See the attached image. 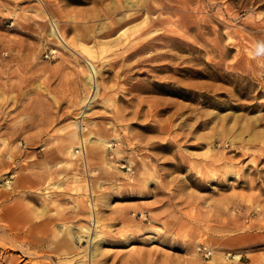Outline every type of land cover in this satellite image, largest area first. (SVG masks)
Wrapping results in <instances>:
<instances>
[{
  "label": "rangeland",
  "instance_id": "1",
  "mask_svg": "<svg viewBox=\"0 0 264 264\" xmlns=\"http://www.w3.org/2000/svg\"><path fill=\"white\" fill-rule=\"evenodd\" d=\"M19 257L264 264V0H0V264Z\"/></svg>",
  "mask_w": 264,
  "mask_h": 264
},
{
  "label": "bare ground",
  "instance_id": "2",
  "mask_svg": "<svg viewBox=\"0 0 264 264\" xmlns=\"http://www.w3.org/2000/svg\"><path fill=\"white\" fill-rule=\"evenodd\" d=\"M87 47V46H86ZM80 141L82 142L83 141V138L82 137H80ZM73 153V152H72ZM8 181V180H7ZM9 182V181H8ZM41 202V201H40ZM40 211V210H39ZM12 214H13V216H11V218H13L14 217V212H12ZM16 215V214H15ZM48 221H45L44 223L42 222H40V223H38V222H35V223H33L28 229H29V232H31L32 230H35V229H43V230H47V225H48ZM14 224V223H13ZM9 227V229H13V230H17L16 232H15V236H14V241L15 242H12V241H10V243L9 244H11V245H13V246H16V245H14L17 241L19 242V241H21V242H24V241H26V234L25 235H23V233H21L17 228H15L14 226H8ZM17 239H19V240H17ZM30 241H32L33 242V244H37V242L36 241H34V240H31L30 239ZM9 242V241H8ZM17 242V243H18ZM26 250V249H25ZM22 251V250H21ZM24 251V250H23ZM42 253V252H41ZM29 254V253H28ZM23 255L24 256H26L27 254H26V252L24 251V253H23ZM22 255V256H23ZM67 259V258H66ZM24 260V257H19V258H12V260H11V262L9 263V264H20L22 261ZM29 263V262H28Z\"/></svg>",
  "mask_w": 264,
  "mask_h": 264
}]
</instances>
